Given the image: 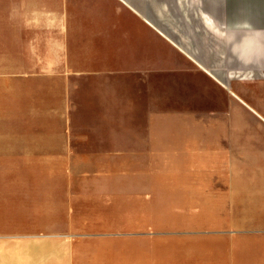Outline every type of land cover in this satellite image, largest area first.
Instances as JSON below:
<instances>
[{
    "label": "crops",
    "instance_id": "1",
    "mask_svg": "<svg viewBox=\"0 0 264 264\" xmlns=\"http://www.w3.org/2000/svg\"><path fill=\"white\" fill-rule=\"evenodd\" d=\"M243 23L264 30V0H0V97L28 96L43 119L10 159L65 161L60 171L18 172L30 181L8 193L23 198L7 202L71 208L70 159L128 157L138 170L246 165L257 156L261 181L264 139L239 140L246 127L228 120L264 121V61L240 62L218 37ZM70 121L85 129L67 134ZM9 226L0 224V245L28 241L22 251L61 264L50 243Z\"/></svg>",
    "mask_w": 264,
    "mask_h": 264
},
{
    "label": "rangeland",
    "instance_id": "2",
    "mask_svg": "<svg viewBox=\"0 0 264 264\" xmlns=\"http://www.w3.org/2000/svg\"><path fill=\"white\" fill-rule=\"evenodd\" d=\"M34 112L28 96L0 97V135L17 136L0 142L1 225L31 234L29 241L50 243L61 264H264V178H257V156L246 165L164 169L173 162H157L137 164L138 170L128 157L70 159L73 172L63 177L73 190L71 208L8 203L24 196L9 191L30 181L18 179V172L60 171L65 164L10 159L37 131L31 125L43 124ZM228 121L246 127L239 140L264 139V121L257 117L246 113ZM81 129L70 121L67 134ZM38 179L44 184L46 178Z\"/></svg>",
    "mask_w": 264,
    "mask_h": 264
},
{
    "label": "clouds",
    "instance_id": "3",
    "mask_svg": "<svg viewBox=\"0 0 264 264\" xmlns=\"http://www.w3.org/2000/svg\"><path fill=\"white\" fill-rule=\"evenodd\" d=\"M220 41L244 64L264 61V30L253 29L248 23L225 26L218 33Z\"/></svg>",
    "mask_w": 264,
    "mask_h": 264
},
{
    "label": "bare ground",
    "instance_id": "4",
    "mask_svg": "<svg viewBox=\"0 0 264 264\" xmlns=\"http://www.w3.org/2000/svg\"><path fill=\"white\" fill-rule=\"evenodd\" d=\"M0 264H55L52 257L44 256L42 250L22 251L21 244L11 246L0 245Z\"/></svg>",
    "mask_w": 264,
    "mask_h": 264
}]
</instances>
